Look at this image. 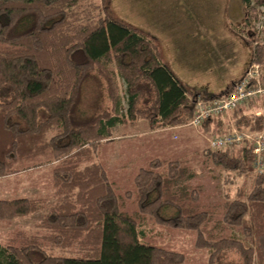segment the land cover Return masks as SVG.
I'll list each match as a JSON object with an SVG mask.
<instances>
[{"label":"trees","instance_id":"obj_1","mask_svg":"<svg viewBox=\"0 0 264 264\" xmlns=\"http://www.w3.org/2000/svg\"><path fill=\"white\" fill-rule=\"evenodd\" d=\"M242 1L244 18L235 27L255 43L252 61L264 70V43L254 29L264 0ZM227 93L191 90L163 61L158 42L104 12L103 2L0 0V177L57 164L50 198H0V220L45 210L37 230L0 243V264L184 262L182 252L143 242L136 217L196 231V246L210 250L208 264H264V167L256 169L248 139L206 152L232 172L227 184L248 177L224 204L222 222L238 230L231 237L210 233L214 215L201 207L203 189L189 184L195 173L181 159L152 158L139 169L133 215L122 209L117 187L96 160L117 126L185 125L197 100ZM232 112L235 126L221 117L200 126L213 134L264 130L263 115L243 107Z\"/></svg>","mask_w":264,"mask_h":264},{"label":"rangeland","instance_id":"obj_2","mask_svg":"<svg viewBox=\"0 0 264 264\" xmlns=\"http://www.w3.org/2000/svg\"><path fill=\"white\" fill-rule=\"evenodd\" d=\"M103 2V10L107 14L119 18L129 23L141 31H144L152 37L160 25L165 23L162 16L154 17L148 8V3L152 0H98ZM204 4L205 9L211 8L217 11L209 13L207 20L215 22V28L210 29L213 25H206V37L213 42V57L207 59V63L218 60L226 65L222 67H209V73L213 69V74L219 80L229 71V65L237 61V56L231 51L233 44L237 42V37L242 36L245 40L244 46L251 44L245 32L238 31L235 27L238 23L233 20V8L221 0H157L158 9L162 14L166 12V6L177 9L185 8L191 10V17L195 20V10ZM167 3V4H166ZM172 6H171V5ZM174 10V8H172ZM169 11V10H168ZM159 15V14H158ZM244 18V17H243ZM264 6L260 7V12L254 23V29L262 25L259 36L256 33L257 40L264 42ZM164 26V25H163ZM218 40L217 43L214 40ZM202 44L206 43V39ZM207 50V47L204 49ZM193 55V54H191ZM221 62V61H220ZM251 63L247 69L253 64ZM246 69V70H247ZM205 68L192 70L191 73H200ZM200 71V72H199ZM246 72V71H245ZM244 76V75H243ZM242 76V78H243ZM241 78V79H242ZM240 79V80H241ZM239 80V81H240ZM237 83V82H236ZM256 100L250 101L243 107V111L250 114L263 113L264 102ZM242 108V107H241ZM234 113H230L231 125L235 126L233 121ZM176 127V126H172ZM170 127L152 129L149 122L139 121L126 126H117L113 129V139L102 142L99 145L96 160L104 165L109 179L117 187L122 209L134 214L138 210L136 203V185L134 182L135 175L139 169L146 166L152 158L162 159H181L193 169L195 175L189 181L191 186H200L203 189L200 204L203 209L211 210L214 215L213 220L209 223L210 233L215 237H231L238 235L236 228L230 227L222 222L223 209L225 201L237 197V189L245 185L247 176L240 175L236 181L228 183L225 180L227 172L221 166L215 164L206 154L209 150V140L219 134H213L201 126L190 124L178 125L175 130ZM245 131H262L250 130ZM264 132V130H263ZM210 151V150H209ZM38 158L28 160L18 165L19 168H25L33 165ZM57 166L55 163H46L41 166L27 168L17 173L0 177V198L13 199L21 197L50 198L54 190L53 169ZM226 185L229 197L225 195ZM132 190V195L127 196L126 192ZM45 215V210H40L24 216H18L13 220H0V243L4 244L7 239L13 238L17 231L34 232L37 230L39 223ZM138 227L141 231L143 242L164 247L166 249L182 252L186 255L184 262L180 264H208L210 250L207 248H198L196 246V231L180 229L157 223L151 219H142L136 217Z\"/></svg>","mask_w":264,"mask_h":264},{"label":"crops","instance_id":"obj_3","mask_svg":"<svg viewBox=\"0 0 264 264\" xmlns=\"http://www.w3.org/2000/svg\"><path fill=\"white\" fill-rule=\"evenodd\" d=\"M167 1L170 2L171 0ZM221 2L229 4L228 7L230 8L231 6L233 11H235L234 8L236 9L233 20L239 24L243 20L245 13L243 1L221 0ZM167 6V11L163 15L162 11L158 9L157 0H152L148 3V8L154 17L162 16L165 18L164 26L159 24L157 31L152 34V37L160 46L163 61L196 93L213 97L229 92L234 84L242 78L251 63L252 49L250 45L247 44L248 47L244 46V38L242 36L237 37V42L231 47V51L237 56V62L232 66L229 65V71L219 80L215 75H212L213 69L209 73L208 68L226 67V65L222 60H218L216 63L212 60L207 63V59L213 57L214 44L206 37V32L208 31L206 30V25L213 24L210 29L215 28V22L206 21V17L209 16V13L217 10L205 9L204 4L198 7L197 2L194 20L191 17V12H189L191 10L185 8L177 9L172 5L171 8ZM205 39V44L199 41L202 40L204 42ZM214 41L217 43L218 40ZM206 47L207 50L205 51ZM205 57H207L206 60L204 59ZM203 67L205 68L204 71L191 73L192 70H202ZM177 128L178 126L170 127L169 129L175 130Z\"/></svg>","mask_w":264,"mask_h":264},{"label":"built area","instance_id":"obj_4","mask_svg":"<svg viewBox=\"0 0 264 264\" xmlns=\"http://www.w3.org/2000/svg\"><path fill=\"white\" fill-rule=\"evenodd\" d=\"M264 19V18H263ZM262 25L256 28L259 36ZM262 40L258 41L261 42ZM264 43V42H261ZM264 102V70L259 62H253L244 73L243 78L234 84L229 93L215 97L209 100L199 99L196 102V108L190 124L200 126L206 120L213 117H221L231 120L230 113L236 108L244 107L250 101L256 100ZM264 110V105H263ZM264 116V111L262 113ZM248 139L252 143V151L255 155V167L259 172L264 167V132L245 131L236 127L231 131L219 134L209 140V150H225L228 147L236 146L243 140Z\"/></svg>","mask_w":264,"mask_h":264}]
</instances>
